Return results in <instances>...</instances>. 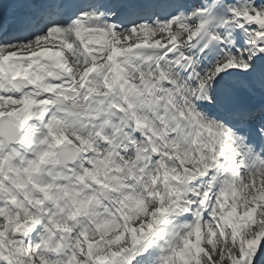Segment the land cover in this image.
Wrapping results in <instances>:
<instances>
[{"label":"snow or ice","instance_id":"6c2138e0","mask_svg":"<svg viewBox=\"0 0 264 264\" xmlns=\"http://www.w3.org/2000/svg\"><path fill=\"white\" fill-rule=\"evenodd\" d=\"M0 264H264V0H0Z\"/></svg>","mask_w":264,"mask_h":264}]
</instances>
